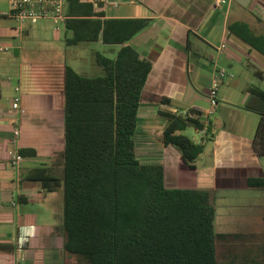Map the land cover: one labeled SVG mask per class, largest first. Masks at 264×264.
<instances>
[{
  "label": "crops",
  "instance_id": "0c3cea01",
  "mask_svg": "<svg viewBox=\"0 0 264 264\" xmlns=\"http://www.w3.org/2000/svg\"><path fill=\"white\" fill-rule=\"evenodd\" d=\"M216 1L132 0L118 10L101 7L96 11L103 10L108 19L151 20L150 25L130 41L139 54L153 64L145 91L170 98L172 105L177 104L183 111L190 107L201 108L208 116L212 112L210 107L205 110L189 101L198 99V92H204L209 94L205 100L211 105L213 76L215 68L218 70L214 51L218 54L217 61L225 54L231 63L241 60L239 55L249 58L256 52L229 28L236 23H246L255 34L264 35V0L250 1L252 23L243 21L239 10L242 6L235 0L219 6ZM9 11V0H0V48H7L0 51V243L14 244L17 251L13 256L0 255V264H74L67 260L61 248L48 250L41 247V239L58 226L42 224L35 216L24 214L22 205L25 203L19 198L24 196L25 201L33 203L36 198L46 196L40 185L37 188L36 183L25 182L24 176L35 166L49 164L54 150L64 144L66 67H72L87 78L101 77L104 71L95 68L80 73L58 52L51 55V60L38 62L36 56L40 53L31 44L36 22L20 25L8 15ZM95 43L99 48L106 46V54L96 52V55L114 58L120 49L116 45L109 48L110 45L101 41ZM258 55L255 57L261 67H257L264 73V57ZM17 67L21 71L18 78L14 74ZM206 72H211L209 78ZM226 78L233 79L234 76L228 74ZM231 81L217 92L216 119L221 125L210 120L214 126V141L206 143L204 153L193 168L185 164L176 146H167L163 142L168 121L159 115V111H174L168 106H141L135 136L138 159L144 164L163 165L167 188L205 190L215 194V227L218 234L229 236L228 240L221 241L228 250L252 242L251 227L255 223L249 221V206L235 208L229 205L227 217L221 219L219 198L234 196L243 201V196L253 190L249 188L248 180L264 179L263 157L257 156L253 148L256 129L250 134L254 123L257 128L259 115L246 108L253 99L248 90L256 85L249 81H240L241 84ZM222 83L226 81L223 79ZM190 86L195 92L190 91ZM17 88H20L19 94ZM17 95H20L24 113L12 106ZM16 129L20 130L18 137ZM21 148L33 149L37 155L22 160L19 172L14 174L12 157ZM220 192L226 195L219 196ZM252 204L250 208L264 209V199L260 204ZM219 219L221 230L218 231ZM25 243L27 247L23 248Z\"/></svg>",
  "mask_w": 264,
  "mask_h": 264
},
{
  "label": "trees",
  "instance_id": "16d2710c",
  "mask_svg": "<svg viewBox=\"0 0 264 264\" xmlns=\"http://www.w3.org/2000/svg\"><path fill=\"white\" fill-rule=\"evenodd\" d=\"M95 0H69L65 30L73 37L68 46L101 41L120 49L114 58L100 53L97 64L104 75L87 78L66 67L64 83L65 140L51 162L35 166L24 181L39 183L45 193L64 189L62 226L43 237L41 247L61 248L74 264H264V247L257 254L220 259L218 244L229 236L215 227V194L196 189H169L161 164H144L135 153L139 110L143 105L171 106L170 98L147 93L153 64L130 41L151 23L148 19H108ZM264 57V35L246 23L229 28ZM264 80V73L255 69ZM246 105L259 115L253 139L257 156L264 157V90L250 87ZM204 110H160L168 121L165 145L176 146L186 165L194 167L215 138L214 126ZM195 129L200 142L183 134ZM22 159L36 151L21 148ZM248 186L263 189V178H250ZM20 197L21 203H32ZM23 201V202H22ZM26 243L23 248H26ZM14 244L0 243V255H15Z\"/></svg>",
  "mask_w": 264,
  "mask_h": 264
},
{
  "label": "rangeland",
  "instance_id": "374dc122",
  "mask_svg": "<svg viewBox=\"0 0 264 264\" xmlns=\"http://www.w3.org/2000/svg\"><path fill=\"white\" fill-rule=\"evenodd\" d=\"M239 10L242 12V19H244L243 21L247 23L253 22L254 17L251 13V8L241 7ZM35 27L36 31L31 44L32 48L40 53L38 56H36V60L38 62L51 60V55H54L58 52L63 54L62 58H64V61L68 65L75 67L78 71H80V73H87L94 70L95 68H101L96 62L95 53L100 52L102 54H106V46L103 45L101 48H99L97 43H80L76 46H68L66 39L72 38V33L66 31L64 25H60V31L56 32V26L51 19L38 20L35 24ZM113 47H115V45L109 46V48ZM230 49H232L231 46ZM214 54V63H216L218 66L217 71L219 72L224 70L226 71L227 76L228 74L234 76L233 79H227L226 76L224 78L226 83L221 82L218 87L219 90L225 89V86H228L227 84H229L230 80H232V84H241L240 81H249L250 83L255 84L256 87L264 90V80L259 79L254 73L255 69H259L258 67H261L260 64H258L257 58L255 57L260 56L258 53H253L255 55L250 56V59L247 57V55H239L241 60L234 61L233 63L226 59L225 54H223L221 60L217 61V51H214ZM52 59H54V57H52ZM207 64L211 65L210 62H207ZM14 74L16 78L20 77L21 71L19 67L15 69ZM205 75L209 78L211 76V72H206ZM192 90H194L193 87ZM232 92L233 91H231V93ZM197 95L201 98L194 99L190 104H196L205 110L209 107L212 109L211 105L206 100H204V92H198ZM220 97L221 92L219 93L218 97L219 101ZM168 107V109H172L174 111H182V108H180L177 104ZM203 117L205 120H212L213 123L218 124V126L221 125L220 121H217L216 119L217 115L215 108L212 109V112L208 116L205 112ZM254 125L250 129V134H253L255 131L254 129H256V124L254 123ZM183 134L195 142H200L201 140V135L193 128H188L183 132ZM16 173L17 171L14 174ZM36 184L38 185L37 188H39L40 184ZM218 195L222 196L226 194L220 192ZM243 197L245 198L243 201L242 199L237 200L234 196L219 198L218 200V208L221 219H223L225 216L227 217L229 205L234 206L235 208H240V206H249L247 207V213L250 215L249 221L251 220L252 224L255 223L251 227L253 234V238L251 240L252 242L248 244L242 243L241 248L229 250L226 248V246H223L221 242L218 244V255L222 260L227 257H235L238 259V261H240L243 260L242 257L247 252H253L254 254H257V252L262 249V247H264V209L261 207L250 208V206L253 205L252 203L257 202L260 204V202L264 199V189H253ZM22 209L24 214L35 216L37 221L42 224L62 226L64 218V189L61 188L54 193H46L45 197H38L33 203L22 205ZM217 223V230L219 231L221 230L220 219L217 221Z\"/></svg>",
  "mask_w": 264,
  "mask_h": 264
},
{
  "label": "built area",
  "instance_id": "2783aa9c",
  "mask_svg": "<svg viewBox=\"0 0 264 264\" xmlns=\"http://www.w3.org/2000/svg\"><path fill=\"white\" fill-rule=\"evenodd\" d=\"M69 0H9L10 11L8 15L15 19L20 25L26 22H37L42 19H51L56 26L55 31H60V25H65L68 19L66 14ZM102 8H111L114 10L120 9L126 3H132V0H95ZM229 0H217L216 5H222L227 3ZM7 48H0V51H5ZM227 76L226 71H215L213 76V87L210 92V103L212 109H214L217 102V92L219 90V84ZM17 93H20V88H17ZM12 106L15 110L20 113H24V109L21 105L20 95H17L13 99ZM211 109V111H212ZM15 134L18 137L20 130L16 129ZM22 157L18 154L12 157V164L14 170L19 172L20 164L22 163Z\"/></svg>",
  "mask_w": 264,
  "mask_h": 264
},
{
  "label": "water",
  "instance_id": "95a60500",
  "mask_svg": "<svg viewBox=\"0 0 264 264\" xmlns=\"http://www.w3.org/2000/svg\"><path fill=\"white\" fill-rule=\"evenodd\" d=\"M235 1L238 4H240L242 7L247 8L251 0H235ZM190 91L195 92L194 90H192V87L191 86H190ZM206 95H209V94L208 93H204V96H206ZM199 98H201V97H199ZM188 101H189V99H188ZM189 102H192V101H189Z\"/></svg>",
  "mask_w": 264,
  "mask_h": 264
}]
</instances>
